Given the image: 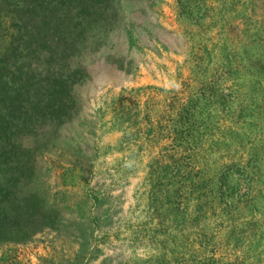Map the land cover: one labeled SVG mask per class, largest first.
<instances>
[{"label":"rangeland","instance_id":"374dc122","mask_svg":"<svg viewBox=\"0 0 264 264\" xmlns=\"http://www.w3.org/2000/svg\"><path fill=\"white\" fill-rule=\"evenodd\" d=\"M112 5L0 0V264H264V0Z\"/></svg>","mask_w":264,"mask_h":264},{"label":"trees","instance_id":"16d2710c","mask_svg":"<svg viewBox=\"0 0 264 264\" xmlns=\"http://www.w3.org/2000/svg\"><path fill=\"white\" fill-rule=\"evenodd\" d=\"M100 1H101V4L103 5V9L105 11H107L108 9H111V7L113 6L112 5V2H114V1H117L118 2L119 0H100ZM23 8L25 10H30L27 5H25ZM105 18L108 19V15ZM66 60H68V59L65 58V57H62V58L61 57H55V58L52 57V61H51L52 64L49 65L50 68H49L48 71H49L50 75L52 77H54V79H55L54 81L57 82V83H65L67 81V78L70 75V73L68 72V70L65 69ZM7 64H9V62H7L5 60L1 61V63H0V65H1L0 66L1 67L0 68V90H3L4 85L8 86V88H9V90L11 92V94L9 95V97L10 98H13L16 94L19 93V91L21 90V88L23 86L22 83H18L17 82V84H15V82H14L15 76H13V75H16L17 72H19V71L22 70V68H19V67L17 68V66L11 64V66H13L12 67V73L11 72H6L5 68L7 67ZM55 64H58V66H56ZM59 67H60V69H59ZM62 67H64V68H62ZM56 68H58V69H56ZM27 71H28V75L32 72V70L29 69V68H27ZM47 80L48 79H46V84L48 85ZM3 95H4V93L2 91H0V100H2ZM10 106H11L10 109L12 111H14V110H16V109H18L20 107L18 103H13V102L11 103ZM26 118H27V120L30 123H32V117H31V115L26 114ZM27 124H28V122L24 125V127H27ZM28 131H29V127H28ZM11 154H13V152H12L11 149L8 150V151H6V152H4L3 154L0 153V158L1 157L3 158L2 162L5 161L6 158H7V156H10ZM2 162L0 161V163H2ZM7 163L8 162H6V164ZM16 174L17 175H13L12 176L11 181H14L16 178H19L18 173H16ZM10 184H11V186H14V184H12V182ZM4 190L5 191H8L5 186L0 187V212H2L4 209L7 210V208L9 206L12 207V210H22V208L25 205V201L23 203V206L20 207L18 205V199L16 197L17 195L15 196L14 190L11 189V191H12L11 193H8L7 192V194H6V192H5L3 194L2 192ZM8 195L11 196V197L6 202L5 201V198ZM26 202L29 203L30 201H26ZM6 204H8V207H6ZM27 207L28 206H26L25 209H24L25 212H28Z\"/></svg>","mask_w":264,"mask_h":264}]
</instances>
